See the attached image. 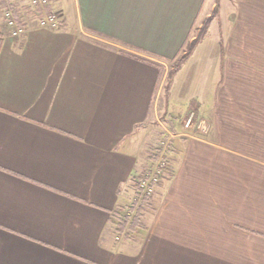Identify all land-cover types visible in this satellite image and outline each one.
Segmentation results:
<instances>
[{
	"label": "crops",
	"instance_id": "crops-1",
	"mask_svg": "<svg viewBox=\"0 0 264 264\" xmlns=\"http://www.w3.org/2000/svg\"><path fill=\"white\" fill-rule=\"evenodd\" d=\"M0 8V264H264V0H47L54 29ZM189 110L138 193L135 139Z\"/></svg>",
	"mask_w": 264,
	"mask_h": 264
},
{
	"label": "rangeland",
	"instance_id": "rangeland-1",
	"mask_svg": "<svg viewBox=\"0 0 264 264\" xmlns=\"http://www.w3.org/2000/svg\"><path fill=\"white\" fill-rule=\"evenodd\" d=\"M4 6L7 7L6 4H4ZM215 10L217 9H214V12L212 13V16H210V18L208 19L207 24L205 23L202 27L199 28V30H197V32L193 34V36L194 35L196 36V40L191 46L188 47L186 46L184 59L181 60V62L178 61L179 64L177 63L178 64L177 67L175 66L177 60L183 55L182 53L180 54L179 57L175 59L173 63H170L171 68L173 67L175 69L171 70L170 68L168 72L169 76L172 77L176 73L177 69L180 67V65L183 63L186 57L190 54L194 46L200 41L203 34H205L210 20L215 15ZM169 79L170 78L168 77L166 78L167 82L169 81ZM191 112H192L191 110L187 111V113L184 115L185 117L184 116L180 117L179 115L169 117L167 113H163L160 116V119L156 121V124L153 125L151 124L150 126H148L147 130H145L142 134H140L141 136L135 139V145H136L135 147L137 150L140 149L141 153L145 152V156H147L148 159L149 157L156 158L153 164L156 166V168L154 166V168H152V170L149 171L150 173L147 174L149 176L144 178H153V177L158 178L162 174L163 171L162 166H164V168H170L169 165H171L173 162L171 160L172 153L170 152V150L172 146H174L175 143L174 140L176 138L172 133L183 132L186 134H194L196 130L201 129L200 127L201 121L196 119L195 117H194L193 126L191 128H185L184 120L188 118V115ZM149 163H151V161H149Z\"/></svg>",
	"mask_w": 264,
	"mask_h": 264
},
{
	"label": "built area",
	"instance_id": "built-area-1",
	"mask_svg": "<svg viewBox=\"0 0 264 264\" xmlns=\"http://www.w3.org/2000/svg\"><path fill=\"white\" fill-rule=\"evenodd\" d=\"M30 4L32 6H39L42 10L40 11V19H39V25L41 27H48V28H56L59 24L60 14L55 9H52L50 11L45 10V6L47 4V0H29ZM3 16L6 22V25L11 29L12 35L16 36L22 32V28L17 27L16 20L12 16L11 11L5 10L3 12ZM195 114L191 112L188 115V118L184 120L185 128H191L193 126ZM199 127V126H198ZM162 166V165H161ZM163 171L167 170L168 168H164ZM155 178V177H153ZM151 178H144L139 179L137 181L138 186L142 190L143 194H147L150 192V183Z\"/></svg>",
	"mask_w": 264,
	"mask_h": 264
},
{
	"label": "trees",
	"instance_id": "trees-1",
	"mask_svg": "<svg viewBox=\"0 0 264 264\" xmlns=\"http://www.w3.org/2000/svg\"><path fill=\"white\" fill-rule=\"evenodd\" d=\"M6 6H7V4H6ZM8 10H9V9H8ZM9 11H10V10H9ZM11 13H12V12H11ZM12 16H13V14H12ZM13 17H14V16H13ZM184 55H185V54H183V55L177 60V62H176V64H175L176 67H177V65L179 64V62H181V60L184 59ZM178 61H179V62H178ZM177 63H178V64H177ZM138 193H142V194H143V192H141V191L138 192ZM145 195H146V194H145ZM145 195L142 196V199H145V197H146ZM123 222H124V223L122 224V227L124 226V224H125L127 221L123 219ZM136 226H137V225L135 224V227H136ZM118 233L121 234V232H118Z\"/></svg>",
	"mask_w": 264,
	"mask_h": 264
}]
</instances>
